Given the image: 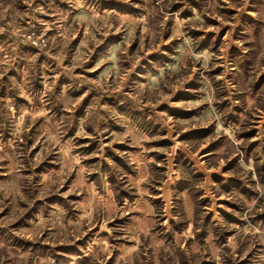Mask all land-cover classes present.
Masks as SVG:
<instances>
[{
    "label": "rangeland",
    "instance_id": "obj_1",
    "mask_svg": "<svg viewBox=\"0 0 264 264\" xmlns=\"http://www.w3.org/2000/svg\"><path fill=\"white\" fill-rule=\"evenodd\" d=\"M0 264H264V0H0Z\"/></svg>",
    "mask_w": 264,
    "mask_h": 264
}]
</instances>
